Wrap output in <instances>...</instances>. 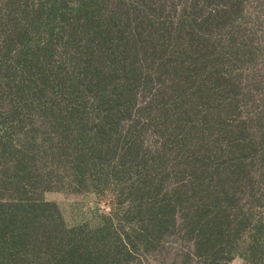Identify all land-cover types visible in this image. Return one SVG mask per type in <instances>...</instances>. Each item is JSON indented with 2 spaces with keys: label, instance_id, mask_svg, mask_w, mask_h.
<instances>
[{
  "label": "trees",
  "instance_id": "obj_1",
  "mask_svg": "<svg viewBox=\"0 0 264 264\" xmlns=\"http://www.w3.org/2000/svg\"><path fill=\"white\" fill-rule=\"evenodd\" d=\"M107 1L0 0V264H264V0Z\"/></svg>",
  "mask_w": 264,
  "mask_h": 264
},
{
  "label": "rangeland",
  "instance_id": "obj_2",
  "mask_svg": "<svg viewBox=\"0 0 264 264\" xmlns=\"http://www.w3.org/2000/svg\"><path fill=\"white\" fill-rule=\"evenodd\" d=\"M169 3L170 0H162ZM117 0H108L107 5L114 7ZM178 3V0H173ZM45 201L54 203L59 209L62 219L67 226L87 224L94 227L99 222V216L106 214L110 208V197L108 195H97L92 190L75 191L71 188H58L43 193ZM150 264H153L150 261ZM234 264H239L235 261Z\"/></svg>",
  "mask_w": 264,
  "mask_h": 264
}]
</instances>
